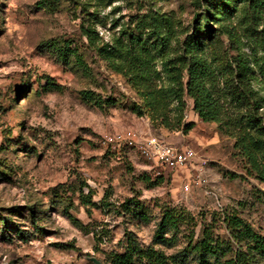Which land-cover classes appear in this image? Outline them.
Instances as JSON below:
<instances>
[{"label":"rangeland","instance_id":"rangeland-1","mask_svg":"<svg viewBox=\"0 0 264 264\" xmlns=\"http://www.w3.org/2000/svg\"><path fill=\"white\" fill-rule=\"evenodd\" d=\"M206 1L0 0V219H6L0 264H107L110 254L124 253L128 233L143 247L175 254L184 247L183 234L166 235L163 242L155 236L166 207L189 213L196 235L209 225L225 237L226 213L264 235V185L245 175L232 140L200 121L190 100L183 119L194 123L188 134L153 129L147 115L130 110L134 92L104 61L84 52L90 68L84 74L57 62L47 47L67 40L83 45L81 32L89 25L103 44L131 35L151 51L162 39L168 50L177 49ZM210 1L225 10L217 16L223 21L209 24L229 32L217 33L211 50L229 61L245 59L254 71L253 89L264 100L256 67L264 60V0L256 7L248 0ZM153 19L160 28L155 34ZM155 65L161 68L160 58ZM85 90L114 104L101 110L83 100ZM146 125L150 136L204 158L206 184L185 190L194 166L170 171L135 150L100 144L125 129L142 133ZM157 178L163 183L153 185Z\"/></svg>","mask_w":264,"mask_h":264},{"label":"trees","instance_id":"trees-1","mask_svg":"<svg viewBox=\"0 0 264 264\" xmlns=\"http://www.w3.org/2000/svg\"><path fill=\"white\" fill-rule=\"evenodd\" d=\"M248 1L254 7L261 3ZM206 2L205 13L194 19L191 32L177 49L168 50L167 41L162 39L151 46V51L145 47L146 42L140 38L134 41L131 35L119 39L114 46L103 44L89 25L83 26L81 32L83 45L67 40L51 42L47 47L57 62L84 74L90 73L84 52L104 61L134 92L137 102L131 104L130 110L138 117L147 115L153 129L188 134L194 123H184L183 119L186 100H190L200 121L215 124L221 136L232 140V149L243 163L245 175L264 185V112L260 111L264 100L253 89L254 71L245 59L237 56L229 61L225 55L211 50L217 42L216 36L229 32L223 27L214 30L209 24L211 19L212 24L223 21L217 16L225 8L210 0ZM151 25L155 34L160 28L154 19ZM157 58H160L159 70L155 65ZM256 67L264 85V60L256 63ZM81 96L101 110L114 104L111 97L104 98L89 90L82 91ZM161 183L162 179L157 178L153 185ZM84 204L89 203L84 201ZM221 223L227 233L225 237L216 235L209 225H203L196 235L197 224L189 213L166 207L161 212L155 236L163 242L166 235L171 240L183 234V249L167 255L153 247L141 246L128 233L124 253L110 254L107 264H264V235L235 213L224 214ZM0 224L6 225V219H0Z\"/></svg>","mask_w":264,"mask_h":264},{"label":"built area","instance_id":"built-area-1","mask_svg":"<svg viewBox=\"0 0 264 264\" xmlns=\"http://www.w3.org/2000/svg\"><path fill=\"white\" fill-rule=\"evenodd\" d=\"M100 144L105 148H111L116 151L135 150L142 158L153 161L160 167L170 171H178L194 166V174L185 183V190H188L192 185L203 186L207 182L206 170L208 162L204 158L199 157L188 146L174 147L162 139L152 136L144 137L134 129H125L105 136Z\"/></svg>","mask_w":264,"mask_h":264},{"label":"crops","instance_id":"crops-1","mask_svg":"<svg viewBox=\"0 0 264 264\" xmlns=\"http://www.w3.org/2000/svg\"><path fill=\"white\" fill-rule=\"evenodd\" d=\"M146 121L148 122V119H146ZM138 132H139V131H138ZM139 133H140V132H139ZM142 133H143V134H142ZM142 133H140V134L143 135V136H150V135H151L148 125H146V129H145V131L142 132ZM133 152H135V151H133ZM135 153H136V152H135Z\"/></svg>","mask_w":264,"mask_h":264}]
</instances>
